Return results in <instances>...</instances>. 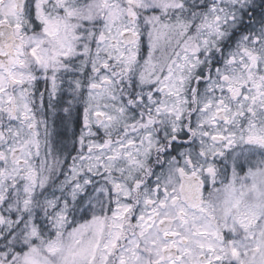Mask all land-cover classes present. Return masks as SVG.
Returning a JSON list of instances; mask_svg holds the SVG:
<instances>
[{
    "label": "snow or ice",
    "instance_id": "1",
    "mask_svg": "<svg viewBox=\"0 0 264 264\" xmlns=\"http://www.w3.org/2000/svg\"><path fill=\"white\" fill-rule=\"evenodd\" d=\"M0 264H264V0H0Z\"/></svg>",
    "mask_w": 264,
    "mask_h": 264
}]
</instances>
